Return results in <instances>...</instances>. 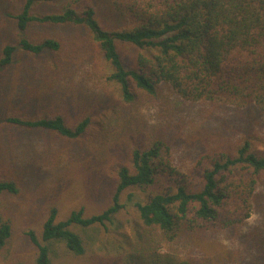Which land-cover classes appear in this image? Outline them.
I'll list each match as a JSON object with an SVG mask.
<instances>
[{
    "label": "trees",
    "instance_id": "obj_1",
    "mask_svg": "<svg viewBox=\"0 0 264 264\" xmlns=\"http://www.w3.org/2000/svg\"><path fill=\"white\" fill-rule=\"evenodd\" d=\"M55 1L21 0L19 11L13 14L18 41L3 47L0 68L11 66L18 50L33 56L60 52L62 43L56 37H28L31 25L80 27L88 31L111 65L109 81L116 88L105 98L87 95L92 102L82 107L79 115L65 116L59 108L70 101L67 86L62 85L56 93L51 84L54 79L49 77L39 93L41 112L25 108L10 113L6 123L50 132L68 141H80L95 130L92 142L96 143L86 155L92 158L89 165L97 166L93 172L103 177L110 174L112 197L107 208L90 217L80 209L58 220L57 208H50L42 241L34 232L28 233L37 247L36 263L53 264L50 245L54 242L64 243L76 257L84 256L87 243L74 227L112 223L122 208L121 194L142 189L153 194L148 202L137 203L133 233L147 251L132 256L126 250L118 264H193L160 254L153 250V244L176 241L195 232H222L247 225L257 209L259 187L264 184V151L251 136L229 150L205 152L189 166L176 157V136L167 129L158 137L141 135L139 142L128 143L127 160L113 164L110 144L122 143L111 141L126 132L122 124L116 127L112 122L120 117L119 105L132 111L140 101L158 98L164 86L190 105L252 108L264 118V0H108L110 13L121 20L113 28L97 17L93 5H80L84 0H74L60 12L35 13L38 5ZM122 46L138 51L128 65ZM102 108H108L104 113L108 120L101 116L96 122L92 111ZM18 192L15 181L0 179V197ZM11 234L10 221L0 219V249ZM258 234H264V225Z\"/></svg>",
    "mask_w": 264,
    "mask_h": 264
},
{
    "label": "rangeland",
    "instance_id": "obj_2",
    "mask_svg": "<svg viewBox=\"0 0 264 264\" xmlns=\"http://www.w3.org/2000/svg\"><path fill=\"white\" fill-rule=\"evenodd\" d=\"M73 1L40 4L35 13L60 12ZM84 3L96 8L97 17L106 27L113 28L121 23L110 13L108 0H84L80 5ZM20 5L21 0H0V53L6 44L18 41L13 14L19 11ZM27 36L35 39L56 37L62 48L58 53L40 56L18 50L13 64L6 69L0 68V179L13 180L19 188L16 195L0 197V219L12 225L11 237L0 249V264H37V247L28 233L34 232L36 239L42 241L43 224L50 208H57L58 220L67 219L80 209L90 217L107 208L112 197L110 174L103 177L93 172L97 167L95 163L89 165L92 158L87 151L96 143L92 142L95 130H90L80 141H68L50 132L6 123L10 113L17 114L25 108L41 112L39 93L43 81L49 77L54 79L51 84L56 93L62 85L67 86L70 101L66 107L59 108L60 111L65 116L67 113L79 115L80 109L92 102L87 95L105 98L113 94L116 86L109 81L111 65L85 28L33 24ZM137 53L129 46H122L126 65ZM159 94L156 99L140 101L132 111H125L122 105L117 107L120 117L112 124L116 127L122 124L126 133L116 135L111 141L121 140L122 145L114 146L107 138L111 143L113 164L127 160L128 143L139 142L141 135L158 137L167 129L176 136V157L189 166L205 152L229 150L237 141L251 136L264 151V118L255 109L190 105L179 101L167 86ZM105 112L108 108L93 110L94 120H101ZM152 194L151 190L142 189L123 192L120 196L122 208L112 223L83 229L74 227L87 243L86 254L76 257L67 251L64 243L54 242L50 245L53 264H118L126 250L132 256L137 252L145 253L147 249L133 233V226L138 218L137 203L148 202ZM263 225L264 184L257 192V209L244 227L222 232H195L176 241H158L153 244V250L193 264H264V234H258Z\"/></svg>",
    "mask_w": 264,
    "mask_h": 264
}]
</instances>
